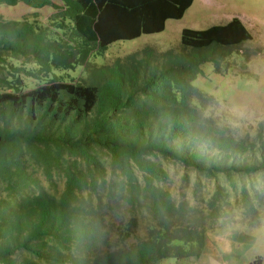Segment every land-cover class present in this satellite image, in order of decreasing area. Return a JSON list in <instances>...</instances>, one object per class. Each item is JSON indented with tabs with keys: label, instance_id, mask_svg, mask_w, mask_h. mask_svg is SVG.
I'll return each instance as SVG.
<instances>
[{
	"label": "trees",
	"instance_id": "trees-1",
	"mask_svg": "<svg viewBox=\"0 0 264 264\" xmlns=\"http://www.w3.org/2000/svg\"><path fill=\"white\" fill-rule=\"evenodd\" d=\"M58 1L0 0L53 10L47 25L0 19V185L21 198L0 209V264L196 260L237 213L260 219L264 136L206 117L192 86L251 40L241 21L108 65L110 45L163 32L194 0ZM162 161L186 171L177 193Z\"/></svg>",
	"mask_w": 264,
	"mask_h": 264
},
{
	"label": "rangeland",
	"instance_id": "rangeland-1",
	"mask_svg": "<svg viewBox=\"0 0 264 264\" xmlns=\"http://www.w3.org/2000/svg\"><path fill=\"white\" fill-rule=\"evenodd\" d=\"M54 1L59 4L58 0ZM52 13L49 8L33 10L22 4L0 6V19L4 21L26 19L33 24L47 25ZM233 18L241 21L251 34V40L243 43L238 53L222 60L221 74H215L211 64H205L204 74L192 86L210 97L203 110L206 117L230 128L237 136L249 139L260 133L264 136V0H194L180 20L166 22L163 32L113 43L103 60L111 65L145 49L152 50L155 55L179 53L183 29L205 30L225 25ZM30 86L36 84L32 82ZM260 125H263L262 130ZM162 165L171 175V191L177 193L182 184L180 176L185 169L163 161ZM189 178L190 183L194 182V173H189ZM57 188L62 189V182L57 183ZM9 195L12 194L0 185V209L11 208L20 202L21 198L13 199ZM106 219L117 222V216L112 213ZM235 220L236 224L231 228L209 237L199 259H164L160 264H264V210L260 209V219L251 224L244 221L240 213L236 214ZM144 233L142 227V231L138 230L125 244L134 243L136 237Z\"/></svg>",
	"mask_w": 264,
	"mask_h": 264
}]
</instances>
